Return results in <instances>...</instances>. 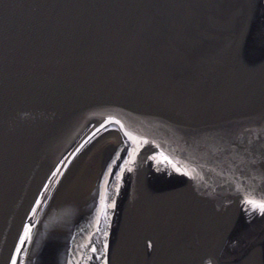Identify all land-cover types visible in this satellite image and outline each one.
<instances>
[{"label":"snow or ice","instance_id":"6c2138e0","mask_svg":"<svg viewBox=\"0 0 264 264\" xmlns=\"http://www.w3.org/2000/svg\"><path fill=\"white\" fill-rule=\"evenodd\" d=\"M160 155H161V159L164 162L170 163L177 173H182V174H186V175H189V176L192 175L191 172H188L187 170L182 169V168L178 167L176 164L172 163L168 156L164 155L163 153H161ZM130 170L131 169H129V171ZM104 199L105 198L102 196L101 197V204H102L101 211L103 212V215H104V218H105V222H106L107 221V215H108V213H107V207L108 206L104 204ZM243 203L248 207L249 210L254 211V212L258 211L260 214L264 215V197H261V198L257 199V198H254V197L246 196L244 201H243ZM111 207H115V202H113ZM97 223H99V221H97ZM104 234H105V236L107 235L106 232ZM21 242H23V240ZM107 246H108L107 245V241H104V248L107 249ZM17 251H19V249H17ZM96 251H97L96 247L93 246L92 247V252L95 253ZM100 256L103 258V264H108V258L106 256V253L105 252H101ZM12 264H16V260L15 259L12 260ZM209 264H210V262H209Z\"/></svg>","mask_w":264,"mask_h":264}]
</instances>
